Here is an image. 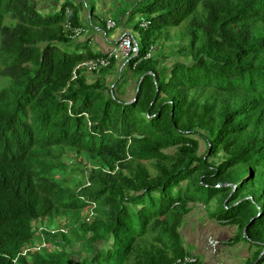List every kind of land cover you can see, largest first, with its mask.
I'll list each match as a JSON object with an SVG mask.
<instances>
[{"label": "trees", "instance_id": "1", "mask_svg": "<svg viewBox=\"0 0 264 264\" xmlns=\"http://www.w3.org/2000/svg\"><path fill=\"white\" fill-rule=\"evenodd\" d=\"M83 3L42 11L0 0V264H183L190 180L208 198L232 190L222 215L264 243V0H147L139 54L71 80L97 56L64 27H82ZM160 41L168 53L143 59ZM124 67L135 75L131 99L116 94ZM242 164L251 173L237 183ZM37 219L49 246L21 255L39 239Z\"/></svg>", "mask_w": 264, "mask_h": 264}, {"label": "crops", "instance_id": "2", "mask_svg": "<svg viewBox=\"0 0 264 264\" xmlns=\"http://www.w3.org/2000/svg\"><path fill=\"white\" fill-rule=\"evenodd\" d=\"M43 2L46 8L41 10L51 11L52 9H57L63 0H43ZM97 7L99 12L102 11L104 13L105 8L109 7V4L106 7V5L99 3ZM87 12L90 28L86 27L83 23L82 28L86 35L83 36V32L77 38L73 39L75 43L79 44L80 51H85L86 53L90 52L100 56L109 50L114 40L122 33L130 32L134 35L132 30L125 26L129 14L121 15L120 20L116 21V25L113 28L106 27L105 19L110 16L104 14L102 17L103 20H99L104 23L105 29L109 31L114 29V31L109 34L97 26V23L94 21V16L96 17L95 20H98L96 13H94L95 11L93 10V17H90L88 9ZM134 36L136 37V35ZM115 69L117 70L116 63L110 70ZM106 79L108 81H114L115 77L109 71L106 75ZM134 81L135 78H132L131 87L129 85L127 95L123 96L126 99L133 93ZM187 207V212L182 217L178 229L181 243L184 248V254L196 256L198 264H212L215 261H220L222 264H252L253 262V264H257L258 259L264 253V251H262L264 247L261 250V255V252L259 255H257V252L260 250V246H264V243L245 237V226L241 228L243 231L240 232V226L235 224L234 220L229 217H224L222 214L204 211V204L197 201L189 202ZM208 237L215 238L219 242L215 253L212 252L207 242Z\"/></svg>", "mask_w": 264, "mask_h": 264}, {"label": "rangeland", "instance_id": "3", "mask_svg": "<svg viewBox=\"0 0 264 264\" xmlns=\"http://www.w3.org/2000/svg\"><path fill=\"white\" fill-rule=\"evenodd\" d=\"M53 1H56V0H53ZM76 1H78V0H75V2ZM32 2L35 5H37L39 9L43 10L46 8L43 0L42 1L41 0H32ZM85 3L86 4L83 3L84 7H80V10L82 12V22L84 23V25L86 27L90 28V22L88 19L87 8L93 7L94 11H95L94 13H96L97 19H98V20H95L96 17L94 16V21L97 23V26H99L101 29L105 30L109 34L111 32H113L114 29L111 31L105 29L104 23L102 21H100L99 19L103 20L102 17L104 14H106V15L110 16L108 18H111L112 20H114L116 22V21L120 20L121 15L123 14L124 11H126V9L129 8L130 10H132V13H129V16H128L129 19L125 23V26L132 30L134 35H136V40L139 42V44H141V40H140V36H139L140 27H138V26H139L140 20L143 18H146V14L143 12V7L147 3V0H85ZM99 3L106 5V7L109 4V7L105 8L104 13L102 11L99 12L98 7H97V4H99ZM86 12H87V14H86ZM127 12L128 11H126V13ZM119 27H120V24H119ZM182 29H183L182 26L171 27L169 29V36L171 37V41H175L178 39V37L182 33ZM85 35H86V33L84 32L83 36H85ZM168 42L169 41H165L166 44ZM166 44L164 45V43L160 41L157 44L152 45L153 49H154V50H152V54L154 52H157V53L165 56L169 51V47L166 46ZM168 62H170V61L168 60ZM109 71L114 75V77L116 79V77L118 76V73H116V71H114V70H109ZM91 73H94V72H91ZM122 76H123V78L118 82V84L116 86V94L118 97H121L124 99L125 97H123V96L127 95L129 85L131 87V84H132L131 79L134 78L135 75H133V72L130 69H128L127 67H124ZM133 90H134V87H133ZM133 95H134V91L129 98L131 99L133 97ZM204 149H205V144L202 141H200V151H203ZM71 154L72 153L67 152L66 158L68 159L69 164H74L75 161H74V158H72ZM151 170H152V168H151ZM232 171H235L234 175L232 176V179L237 181V183H239L241 180L246 178L249 175V173H251L250 166H248L247 164L237 165L232 169ZM73 177L75 179H81L82 175L78 171V172H75L73 174ZM224 184L233 185V187L235 186L234 182L224 183ZM84 185H86V181L84 182ZM197 186H198V184L196 181L190 180L189 181V188L186 192L196 194L197 202L204 204V207H203L204 211L212 212V213H216V214H224V212H225L224 201L228 198V196L230 195L232 190L230 191V190L219 189L213 193V196L211 198H208L207 197V190L201 189V188L195 190V188ZM245 193H246V190L244 189V194ZM250 197H251L250 195L246 194V195H244L243 199H247ZM232 205H234V204H232ZM238 210H239V207H232V208H230V213L233 212L232 214L235 215L236 213H238ZM91 216H93V214L90 215V212L88 214L84 212L83 217H91ZM252 218H253V216L250 218V220ZM67 219H69V217L61 218L60 224H63L64 220L66 221ZM235 224H237L241 227V225L239 223L235 222ZM240 227H239V231L242 232L243 229L241 230ZM72 233H74V231ZM46 246H49V244L47 243ZM262 251H264V249ZM261 254H262V252L260 253V255Z\"/></svg>", "mask_w": 264, "mask_h": 264}, {"label": "built area", "instance_id": "4", "mask_svg": "<svg viewBox=\"0 0 264 264\" xmlns=\"http://www.w3.org/2000/svg\"><path fill=\"white\" fill-rule=\"evenodd\" d=\"M66 12H68V9H66ZM105 23L107 28H113L116 25V22L111 18H106ZM149 23L150 21L148 19L143 18L140 20L139 26L142 29H146ZM64 27L66 30H69L71 32L70 36L72 39L77 38L79 35H81L84 32V29L82 27L72 28L69 21H66L64 23ZM152 50H153V46H151L149 50L145 53L143 59L149 58L152 54ZM138 54H139V45H138V41L136 40V37L130 32H124L117 39L114 40V42L112 43V45L110 46L107 52H105L100 56L89 58L76 64V66L72 71L71 80L77 78V70H79L80 68H83L88 72H96L101 68L109 67L112 61L120 62V70H121L123 66L127 65L130 58L135 57ZM136 64L137 61H135L132 64V68H134ZM207 242L210 248L212 249V252L215 253L219 243L218 240L212 237H208ZM176 262L183 264L184 263L191 264V263H196L197 258L196 256L185 253L182 257L177 258ZM212 264H222V263L220 261H215Z\"/></svg>", "mask_w": 264, "mask_h": 264}, {"label": "clouds", "instance_id": "5", "mask_svg": "<svg viewBox=\"0 0 264 264\" xmlns=\"http://www.w3.org/2000/svg\"><path fill=\"white\" fill-rule=\"evenodd\" d=\"M86 184H89V183L86 182ZM92 208H93V205L90 208H88V213L90 212V215L93 214V216H94V213H93ZM93 216H91V217H84V218H85V220H87L88 222H90L93 219ZM36 222H37L36 223V227L38 228L37 233H38L39 239H36L33 244L27 245V247L23 251L20 252L21 255L22 254L25 255L28 251L33 250V249H38L39 247L40 248L46 247L47 242H44V240L40 239V237H41V229L43 227H46L47 224H46L45 220L41 221V220L37 219ZM61 229L63 231H66V229H64V228H61ZM15 261L16 260H13V262H15Z\"/></svg>", "mask_w": 264, "mask_h": 264}, {"label": "water", "instance_id": "6", "mask_svg": "<svg viewBox=\"0 0 264 264\" xmlns=\"http://www.w3.org/2000/svg\"><path fill=\"white\" fill-rule=\"evenodd\" d=\"M139 82H140V81H139ZM139 82L137 83V86H136V90H135V92H137V90H138ZM222 185H228V184L219 183V186H222Z\"/></svg>", "mask_w": 264, "mask_h": 264}]
</instances>
